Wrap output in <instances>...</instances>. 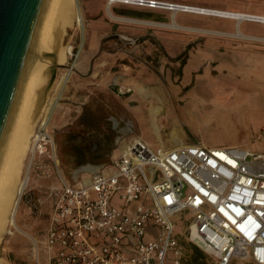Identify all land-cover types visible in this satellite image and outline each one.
<instances>
[{
	"label": "rangeland",
	"instance_id": "obj_1",
	"mask_svg": "<svg viewBox=\"0 0 264 264\" xmlns=\"http://www.w3.org/2000/svg\"><path fill=\"white\" fill-rule=\"evenodd\" d=\"M161 1L216 9H239L243 3L241 9L249 11L258 5L257 0ZM74 3L60 16L54 58L44 64L48 79L39 91L41 104L24 133L17 161L19 195L22 188L25 195L20 201L18 195L12 222L7 217L0 233V264H47L42 241L52 189L60 178L81 179L104 167L132 137L152 151L177 148L180 141L264 151V43L218 34L234 33L229 19L177 11L173 19L180 29L168 26L171 10L107 0ZM47 104L52 146L32 157L29 142ZM152 105L159 107L153 117ZM98 138L108 149L92 160L90 144ZM190 219L187 212L171 219L183 245V264H191L192 243L184 233ZM163 264H171L169 254ZM230 264L251 263L235 259Z\"/></svg>",
	"mask_w": 264,
	"mask_h": 264
},
{
	"label": "built area",
	"instance_id": "obj_2",
	"mask_svg": "<svg viewBox=\"0 0 264 264\" xmlns=\"http://www.w3.org/2000/svg\"><path fill=\"white\" fill-rule=\"evenodd\" d=\"M122 1L173 10L155 0ZM47 110L32 157L52 146ZM51 197L47 264H163L168 254L183 264L171 219L185 212L186 239L213 264H264V151L200 143L152 151L136 136L99 171L76 182L60 178Z\"/></svg>",
	"mask_w": 264,
	"mask_h": 264
},
{
	"label": "water",
	"instance_id": "obj_3",
	"mask_svg": "<svg viewBox=\"0 0 264 264\" xmlns=\"http://www.w3.org/2000/svg\"><path fill=\"white\" fill-rule=\"evenodd\" d=\"M50 2L0 0V167L35 60L43 54L39 39Z\"/></svg>",
	"mask_w": 264,
	"mask_h": 264
},
{
	"label": "bare ground",
	"instance_id": "obj_4",
	"mask_svg": "<svg viewBox=\"0 0 264 264\" xmlns=\"http://www.w3.org/2000/svg\"><path fill=\"white\" fill-rule=\"evenodd\" d=\"M74 2L75 0H51L47 15L42 25L39 43H40V50L43 54L35 60L30 77L28 79L25 98L21 110L19 112L17 121L10 135L9 142L0 167V233L3 230L5 222L7 220L4 219L6 218L7 210H8L7 222L8 221L12 222V215H13L12 207L16 204V199L18 198L21 185L23 184L22 180H20L19 177L20 163L17 160H18V155L21 152L22 144L25 143V139H23V137H25L24 133L27 132V127L29 126L31 117L34 116L35 108L37 110V108L41 104V102L39 103L40 99H38L40 97L39 91L41 86L48 79V76L46 75V71L43 72V69L46 68L44 64L45 63L48 64L52 62L54 58L53 55L55 54V50L57 47V42H58L57 36L59 35V28L60 25L63 23V19L61 22V17H63V14L64 15L67 14L69 12L68 10L71 9V7L73 8V5L75 4ZM120 2L123 3L122 0ZM107 4L111 5L112 2L107 0ZM165 4H167L168 6L169 5L173 6V10L177 9L192 14L193 13L202 14V15L208 14L211 16L215 15V16H222L227 18H234V19L238 18L242 20H248L250 22L253 21V22L264 23V16H259V15H249L242 13L235 14L234 11L227 12V11H216V10H205L203 8L186 6V5H175L171 3H165ZM69 53H70V48L65 53V60ZM67 74L68 72H66V75ZM49 105L48 104L46 105V109L49 108ZM149 111L152 114L157 115L159 111V107H155L152 105L149 108ZM34 138H36V131L31 137V140L29 142L30 144L33 142ZM27 176H28V169H26L25 179L27 178ZM22 191L23 188L21 190V193Z\"/></svg>",
	"mask_w": 264,
	"mask_h": 264
},
{
	"label": "crops",
	"instance_id": "obj_5",
	"mask_svg": "<svg viewBox=\"0 0 264 264\" xmlns=\"http://www.w3.org/2000/svg\"><path fill=\"white\" fill-rule=\"evenodd\" d=\"M155 1L165 2V3H171V4H175V5H186V6H192V7H199V8H203L205 10L227 11V12H233L234 11L235 14L242 13V14H249V15L264 16V0H257L258 5L256 6L255 11H249L250 9L248 10L246 8L245 9H241L245 5L243 3L241 4V7L239 9H234V8H231V9H216V8H209V7H204V6L193 5V4H183V3L167 2V1H161V0H155ZM252 1L253 0H251V3H253ZM115 4H124V3H115ZM125 5H128V4H125ZM132 6H135V5H132ZM136 7H144V6H136ZM145 8H149V7H145ZM151 9H153V8H151ZM154 9L163 10V9H166V8H154ZM166 10H170V9H166ZM171 11H172V14H171V16H172V18H171L172 19V22L168 26L169 27H172L171 25L175 24L178 28L184 29L181 26H179L178 24H176V22L173 19L174 14H176L177 11H181V10H177L176 9V10H171ZM181 12H184V11H181ZM185 13H189V12H185ZM190 14H192V13H190ZM192 15L211 16V15H208V14L202 15V14H197V13H193ZM212 16L218 17V18H223V19H229V20H232V21L235 22V30H234V33H231V34L230 33H218V34H220V35L229 34L231 36H235V37H239V38L257 39V40L261 41L262 43H264V23H261V22L260 23L259 22H253V21L250 22L248 20H242V19H238V18L237 19H234V18H227V17L215 16V15H212ZM120 18H124V17H120ZM125 19L134 20V21H137L138 23L145 22L143 24H149V22H147V21L136 20V19H131V18H125ZM243 23H245L244 25H246V28L244 26L243 27L241 26V25H243ZM251 23L257 25L256 26V29H253V27L255 28V25L254 26L249 25ZM172 28H176V27H172ZM186 30H189V29H186ZM255 36H257V37H255ZM256 69L259 70L260 68H256ZM260 70H264V66H262ZM149 113L151 114L152 117L155 116L150 111H149ZM151 121H153V120H151ZM189 144H191V143H189ZM182 145H183V142L182 141H180L178 144H176L177 147L178 146H182Z\"/></svg>",
	"mask_w": 264,
	"mask_h": 264
},
{
	"label": "flooded vegetation",
	"instance_id": "obj_6",
	"mask_svg": "<svg viewBox=\"0 0 264 264\" xmlns=\"http://www.w3.org/2000/svg\"><path fill=\"white\" fill-rule=\"evenodd\" d=\"M97 143V147L95 146V144ZM91 146L90 147H92L90 150H91V158L90 159H92V160H94V159H97L98 158V156L100 155V156H102V153L104 152V151H106L107 149H108V144L102 139V138H98L97 140H95V141H91V144H90ZM89 147V148H90ZM88 148H86L84 151H83V153H85V151L87 150ZM83 159V158H82ZM89 159V160H90ZM89 160H85V162L86 161H89Z\"/></svg>",
	"mask_w": 264,
	"mask_h": 264
},
{
	"label": "trees",
	"instance_id": "obj_7",
	"mask_svg": "<svg viewBox=\"0 0 264 264\" xmlns=\"http://www.w3.org/2000/svg\"><path fill=\"white\" fill-rule=\"evenodd\" d=\"M190 257L191 264H207L204 260L202 251L194 244H192V252Z\"/></svg>",
	"mask_w": 264,
	"mask_h": 264
}]
</instances>
